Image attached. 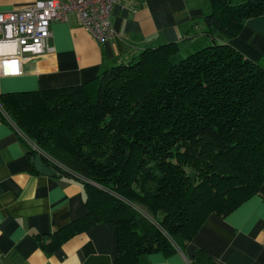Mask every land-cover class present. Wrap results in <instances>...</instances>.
Returning a JSON list of instances; mask_svg holds the SVG:
<instances>
[{
  "label": "trees",
  "instance_id": "obj_1",
  "mask_svg": "<svg viewBox=\"0 0 264 264\" xmlns=\"http://www.w3.org/2000/svg\"><path fill=\"white\" fill-rule=\"evenodd\" d=\"M206 45L147 46L85 82L0 94L24 137L82 182L86 213L41 241L46 251L97 222L117 230L111 264L181 250L210 215L264 186V54L228 41L264 0H207ZM27 145L31 153L36 152ZM50 166L46 159H42ZM204 249L190 264H212Z\"/></svg>",
  "mask_w": 264,
  "mask_h": 264
},
{
  "label": "crops",
  "instance_id": "obj_2",
  "mask_svg": "<svg viewBox=\"0 0 264 264\" xmlns=\"http://www.w3.org/2000/svg\"><path fill=\"white\" fill-rule=\"evenodd\" d=\"M34 1L0 0V12ZM208 11L207 0H121L111 13L115 35L104 42L75 14L52 21L50 53L25 54L16 74L0 58V94L80 84L147 46L178 42L185 53L193 51L208 43L203 33ZM228 42L258 60L264 54V15L247 18ZM13 49L5 45L0 52ZM34 159L0 105V264H111L118 254L117 230L106 222L84 228L49 252L41 246L49 234L86 213V195L82 182L43 174ZM197 249L207 251L212 264H264V186L225 216L210 215L182 250L153 251L139 264H190Z\"/></svg>",
  "mask_w": 264,
  "mask_h": 264
},
{
  "label": "built area",
  "instance_id": "obj_3",
  "mask_svg": "<svg viewBox=\"0 0 264 264\" xmlns=\"http://www.w3.org/2000/svg\"><path fill=\"white\" fill-rule=\"evenodd\" d=\"M121 0H36L21 9L0 12V48L5 45L14 47L11 53L0 52V58L7 64L11 74L19 72L17 63L25 54L42 55L52 51L48 45L52 21H66L75 14L79 23L98 42H104L115 35L111 13L115 4ZM1 51V50H0ZM26 141L27 138L25 137ZM29 142V141H27ZM30 145L36 154L46 159L50 167L69 171L65 165ZM54 170V169H53Z\"/></svg>",
  "mask_w": 264,
  "mask_h": 264
},
{
  "label": "water",
  "instance_id": "obj_4",
  "mask_svg": "<svg viewBox=\"0 0 264 264\" xmlns=\"http://www.w3.org/2000/svg\"><path fill=\"white\" fill-rule=\"evenodd\" d=\"M34 165L35 168L43 174H47V175L56 174L55 171L50 166H48L43 162L42 158L39 155H35Z\"/></svg>",
  "mask_w": 264,
  "mask_h": 264
},
{
  "label": "rangeland",
  "instance_id": "obj_5",
  "mask_svg": "<svg viewBox=\"0 0 264 264\" xmlns=\"http://www.w3.org/2000/svg\"><path fill=\"white\" fill-rule=\"evenodd\" d=\"M27 141H29V144L31 143L33 146H36V147L38 146L35 142H33L32 140H30L29 138H27Z\"/></svg>",
  "mask_w": 264,
  "mask_h": 264
}]
</instances>
